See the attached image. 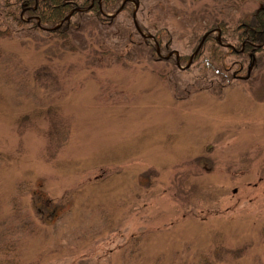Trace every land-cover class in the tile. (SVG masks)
<instances>
[{
	"label": "rangeland",
	"instance_id": "1",
	"mask_svg": "<svg viewBox=\"0 0 264 264\" xmlns=\"http://www.w3.org/2000/svg\"><path fill=\"white\" fill-rule=\"evenodd\" d=\"M126 1L74 41L0 18V264H264V50L222 77L215 42L175 69L108 33L177 59L231 17L236 48L264 0Z\"/></svg>",
	"mask_w": 264,
	"mask_h": 264
},
{
	"label": "trees",
	"instance_id": "2",
	"mask_svg": "<svg viewBox=\"0 0 264 264\" xmlns=\"http://www.w3.org/2000/svg\"><path fill=\"white\" fill-rule=\"evenodd\" d=\"M136 1L139 2V0ZM119 6V0H0V18L3 19L4 17V21L8 26L10 22L14 21L23 24V29L26 28L30 33L37 34L39 31H43L51 37L55 36L60 40L64 39L71 41L73 36L80 37L78 33L80 31H85L86 28V31L88 29L93 31V29L98 27L102 28L105 26L108 28L111 25H115L116 23L114 21L116 17L106 16L107 14L103 11L105 10L107 12L119 8ZM126 9L133 12V5L130 0L124 3L122 10ZM248 15H250V17H248ZM23 16L27 17L29 20L24 21ZM216 19L212 27L208 28L207 31H209V34L202 48L194 57L192 64L202 56L205 44L211 41L215 42L216 46L212 48L211 54L205 60V63L207 66L206 68L216 75L222 77L230 75L229 71L232 65L229 64L228 57L232 52L240 53L244 56L247 55L248 58H250L251 65L258 64L262 58H256V52L264 50V8L254 10L251 14L244 15V17L240 18V21L237 22L240 28L238 29L239 31H237L239 44L236 48L229 44L228 40L224 37L221 38V41L218 40L212 31L214 29H219L224 36L233 35V31L230 30V25L233 22L231 17H219ZM106 22L110 24L106 25ZM58 24L60 25L57 26ZM108 33H110V35H118V37L125 39V42L133 49V51H131V49L125 46L124 52H126L127 55H132V53H134L136 57H138V60L143 57H149L150 59L155 58L156 60L165 61L177 69V60L174 59L173 56L170 58H160L157 54V45H159L161 51L169 48V44H167L161 36L162 32L155 33L154 42H152L151 38L142 36L139 32L141 36H139L138 40L135 42V40L132 39L133 31L123 25H119L118 32L113 31ZM222 43H226L225 45L228 47V51L222 49ZM67 45H70L69 48L71 49L76 48L75 44L71 46V43H68ZM96 53L102 58L106 57V60L109 59L107 55L109 53L108 51L106 53L102 49H98ZM188 58L190 57L183 56L180 58V63L186 62Z\"/></svg>",
	"mask_w": 264,
	"mask_h": 264
},
{
	"label": "water",
	"instance_id": "3",
	"mask_svg": "<svg viewBox=\"0 0 264 264\" xmlns=\"http://www.w3.org/2000/svg\"><path fill=\"white\" fill-rule=\"evenodd\" d=\"M59 25H60V24H59ZM59 25H57V26H59ZM136 26L138 27L137 23H136ZM55 28H56V27H55ZM138 30L140 31V33H141L143 36H146V37L151 36L152 38H154L152 35H147V34L143 33L139 27H138ZM208 33H209V32H207V33L204 34V36L202 37L201 41L199 42V44H198V46H197V48H196V50H195V52H194V54L190 57L189 63H188L185 67H181L180 62H179V57L177 58V60H178V65H179L181 68H187V67H189V66L191 65V62H192V60H193V57H194V56L199 52V50L202 48V46H203V44H204V42H205V40H206V38H207ZM160 52H161V50H160V48L157 46V53L160 54ZM172 54H173V52L169 53L168 56H167V58H169Z\"/></svg>",
	"mask_w": 264,
	"mask_h": 264
}]
</instances>
